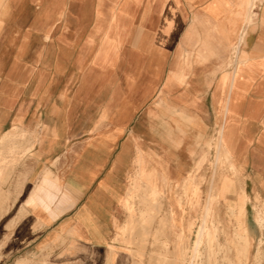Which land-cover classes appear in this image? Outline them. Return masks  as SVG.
Here are the masks:
<instances>
[{"label": "crops", "instance_id": "obj_1", "mask_svg": "<svg viewBox=\"0 0 264 264\" xmlns=\"http://www.w3.org/2000/svg\"><path fill=\"white\" fill-rule=\"evenodd\" d=\"M256 5L250 16L242 0H0V137L27 155L23 249L53 251L44 264H138L123 235L153 234L165 218L166 235L186 233L181 187L217 143L238 171L221 201L236 210L242 187L250 230L252 198L264 204ZM198 175L203 202L213 175ZM156 190L157 209L145 204ZM32 196L48 209L27 207Z\"/></svg>", "mask_w": 264, "mask_h": 264}, {"label": "rangeland", "instance_id": "obj_2", "mask_svg": "<svg viewBox=\"0 0 264 264\" xmlns=\"http://www.w3.org/2000/svg\"><path fill=\"white\" fill-rule=\"evenodd\" d=\"M258 1L263 2L264 0H242L243 4L247 3L248 13L250 16L254 15V10L257 7L256 3H258ZM15 140L19 141V138L13 139L11 141V145L9 144L8 148L6 149H1L0 147V264H44V262L47 261L44 258L49 257L51 252L53 251H37L35 249H23L20 244L30 242L31 240L27 239L29 236L26 235L25 232L19 233L22 230L27 229V227H25V223L26 216L28 213L27 210L24 208L23 204L17 201L22 188L21 182L23 181V177L25 175L21 174V166H23L25 161L27 160V155H20L19 153H16L17 143H14ZM29 143L30 142L28 141V144ZM32 145L33 142L31 141L30 145L26 149L27 152L29 148H31L30 146ZM216 149V156H218V152L220 151L218 143L216 145ZM207 156L208 157L204 161V165L202 167L200 166L199 169L195 170V172H198L200 174L198 176L200 177L201 182L208 183L210 177L213 174L214 178L212 177V179L210 180V185H212L211 181H215L218 183L219 179H221L222 176H226L229 179L230 177L236 176L234 173L230 172V165L229 163L225 162V160H223L224 162H219L215 156V160L213 162L211 159V153H207ZM221 159H224V157H221ZM215 162L217 163L215 164ZM213 166H216V168H212ZM195 172L193 173L194 176ZM194 176L193 178H196ZM184 182L186 184L184 185L183 183L181 187V194L179 196L180 200L178 203L185 211L184 213L187 215L188 224L190 220H195V230L196 225L201 224L203 214L205 213L204 207L209 201L211 193L206 192L208 186H205V195L203 198L204 200L202 202L200 194H197L195 180L193 179V181L190 182L188 179H186ZM215 189L216 191H214V197L216 196V200L214 199V202H211L210 223L214 224L217 229L216 244L225 245L227 244V242L231 241V237L235 232L236 222L233 214L229 209V202L221 201V197H219L218 195V186ZM258 199L259 198L256 195L252 198V201L250 203L251 216L249 233L251 232L250 234H252V236L255 238L253 244V253L255 254L258 248L260 247L263 253V257L260 261V264H264V230L260 231L255 221L258 206H260V204L264 206V204L260 199ZM30 201L31 198L29 199V201L26 202V206L31 207L33 210H36L37 208L31 205ZM227 216L230 218L228 219ZM140 224L148 230L151 225H153V223H151L149 220L147 222L146 220L143 222L140 220ZM36 230L37 224H33L31 232H34ZM128 230L129 228L127 227L124 232H128ZM162 230L163 228L159 227L157 228V231L153 234L136 235L130 233L123 235L125 237L124 245L129 248L130 257H134L136 260L135 262H137L138 264H151L153 258L157 259L159 257V254L164 252L166 248H171L170 253L166 258L164 264H174L175 262V264H178L179 259L183 260L181 257V253L185 250H188L191 244L195 241L194 230L191 233L189 231L184 233V238L181 239L179 236L183 233L180 234L173 227L171 229L172 233L170 235H165V237H161L158 241L155 240L159 234L164 233ZM260 238L263 240L261 245ZM44 252L48 253L46 254ZM175 252L177 254H180L179 259L175 256ZM230 255L232 257L233 254ZM185 259L186 262H188V258L186 257ZM215 262L217 264H226V262H224L223 254H221Z\"/></svg>", "mask_w": 264, "mask_h": 264}, {"label": "bare ground", "instance_id": "obj_3", "mask_svg": "<svg viewBox=\"0 0 264 264\" xmlns=\"http://www.w3.org/2000/svg\"><path fill=\"white\" fill-rule=\"evenodd\" d=\"M236 53H237V46H236ZM14 128V127H13ZM18 130V129H16ZM11 131V130H10ZM3 133V132H2ZM13 133V132H12ZM15 134V133H14ZM13 134H9L7 133V135L5 134V136H1L0 137V147L1 149H6L8 148L9 144L11 145V141L13 139H15L13 136ZM43 141V140H42ZM41 146V145H40ZM210 146V145H209ZM31 147V146H30ZM0 149V151H1ZM31 148H29L28 151H30ZM211 149V147H210ZM209 149V150H210ZM32 150V149H31ZM207 150V149H205ZM12 152V151H11ZM217 154V153H216ZM218 156H216L217 160L219 162H224L223 160H225V162L229 163L230 165V172L234 173L235 175L238 174L237 169L235 168V166L233 165V161H231V158L229 156V154L227 153V151L225 150V148H220V151L218 152ZM31 155V154H30ZM208 156L204 155L203 161H205L207 159ZM221 157H224V159H221ZM210 159V158H209ZM217 162H215L216 164ZM201 166V165H200ZM196 168V167H195ZM212 168H216V166H213ZM219 168V167H218ZM145 169V168H143ZM198 169H199V165H198ZM240 171V170H239ZM144 172V171H141ZM150 173V172H149ZM215 173V172H214ZM147 174V173H146ZM45 178H49L51 177V173L48 172L47 174H45ZM145 175V174H144ZM143 175V176H144ZM214 175V174H213ZM142 176V177H143ZM189 176V174H188ZM149 177V175H148ZM214 178V176H212ZM58 179V178H57ZM149 179V178H148ZM193 176L190 175L188 180L190 182L193 181ZM145 181V180H144ZM154 182V181H153ZM169 182V181H168ZM215 182V181H214ZM212 182V185H210L211 187L209 188V193L210 197H209V201L206 203L205 208V213L203 214L202 220H201V224L199 225L197 232L195 233V241L191 244L190 248L188 250L185 251H181V257L183 260H179L178 264H217L215 261L216 259L223 254L224 257V262H226V264H260V261L263 257V253L261 248L259 247L257 252L254 254L253 253V244H254V240L255 238L252 236V234L249 233V229L247 227V223L244 221L246 217H244L245 215V205L247 203V196L244 194V189L242 187H240L243 196H241V201L239 202V205H237V209L235 210L234 207L229 206V209L231 211V213L233 214L234 218H235V222H236V228H235V232L233 233L232 237H231V241L227 242V244L225 245H217L216 244V240H217V234H216V227L214 224L210 223V215H211V202L215 199L214 197V191H216V187H217V182ZM220 182V188L218 191V195L221 198H225L226 193L229 191V188L232 184V181L226 177V176H222L221 179H219ZM151 184V183H150ZM149 184V185H150ZM186 183L184 182V185ZM38 185V184H37ZM148 185V184H147ZM234 185V184H233ZM151 186V185H150ZM157 186V184H156ZM155 187V184H154ZM152 187V188H154ZM36 188V187H35ZM34 188V189H35ZM157 188V187H156ZM233 188V187H232ZM41 189V188H40ZM144 189V188H143ZM145 190V189H144ZM247 192V191H246ZM134 197V196H132ZM131 197V198H132ZM149 202H146L145 204L148 205L150 204L152 207H154L155 209H157L159 206H161V203L159 201L160 199V192L158 190L151 192L150 196H149ZM126 198V197H125ZM141 198V197H139ZM146 198V197H145ZM238 198V197H237ZM249 198V197H248ZM143 199V197L141 198ZM256 199V198H255ZM139 200V199H138ZM148 200V199H147ZM216 200V199H215ZM231 200V199H230ZM238 200V199H237ZM259 200V199H258ZM142 201V200H140ZM146 201V200H144ZM263 201V200H262ZM31 205H33L35 208L40 209V210H47L48 207L45 206V203L41 200V201H37L36 198L34 196L31 197ZM124 202V201H122ZM129 202V201H128ZM127 202V203H128ZM133 203V201H131ZM214 202V201H213ZM259 205V204H258ZM226 207V206H225ZM203 208V209H204ZM150 209V208H149ZM153 210V209H152ZM162 210V209H161ZM227 210V209H226ZM150 211V210H149ZM157 211V210H156ZM150 212H154L155 211H150ZM158 213V212H157ZM157 213L152 214L149 213L147 215V213L143 212L141 214V221H145L146 222L149 220L151 223H153L155 221V219L157 218ZM175 213V212H174ZM159 214V213H158ZM171 215H173V211H171ZM248 216V215H247ZM159 217V216H158ZM198 217V216H197ZM228 217V216H227ZM173 218V217H172ZM171 218V219H172ZM230 217H228L229 219ZM233 218V217H232ZM256 218V224L258 225L260 231L264 230V206L262 204H260V206H258L257 209V216ZM162 219V218H161ZM198 219V218H197ZM248 219V218H247ZM212 220V218H211ZM227 220V219H226ZM169 218H165L163 220H161L160 222V227L163 228V234H159L158 237L155 240H160L161 237H165V231L168 228V222H169ZM198 222V221H197ZM229 222V221H228ZM197 224V223H196ZM218 225V224H217ZM194 226H195V220H190L189 224H188V231L191 233L194 230ZM197 226V225H196ZM173 227V226H172ZM258 229V230H259ZM120 230V229H118ZM122 231V230H121ZM181 234V233H180ZM231 236V235H230ZM181 239L184 238V232L183 234H181L179 236ZM179 240V239H178ZM228 240V239H227ZM262 239L260 238V245L262 243ZM166 242V241H165ZM164 242V243H165ZM167 244V243H166ZM168 245V244H167ZM110 247V246H109ZM184 247V246H183ZM164 248V247H163ZM182 248V247H181ZM185 248V247H184ZM257 248V247H256ZM183 249V248H182ZM181 249V250H182ZM111 251V250H110ZM170 253L169 249H165L164 252L159 254V257L156 260V264H164V262L166 261V258L168 257ZM230 254H233L232 257ZM117 255V254H116ZM139 255V254H138ZM107 256V255H106ZM175 256L179 259L180 254H177L175 252ZM188 258V262H186L185 258ZM215 260V261H214ZM170 261V260H169ZM175 262V261H174ZM186 262V263H185ZM110 263V261H109ZM176 263V262H175ZM174 263V264H175Z\"/></svg>", "mask_w": 264, "mask_h": 264}]
</instances>
